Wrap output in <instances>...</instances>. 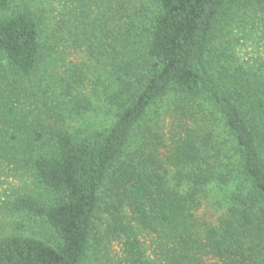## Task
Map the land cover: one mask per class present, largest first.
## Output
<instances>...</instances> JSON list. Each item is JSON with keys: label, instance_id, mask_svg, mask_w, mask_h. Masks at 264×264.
<instances>
[{"label": "trees", "instance_id": "trees-1", "mask_svg": "<svg viewBox=\"0 0 264 264\" xmlns=\"http://www.w3.org/2000/svg\"><path fill=\"white\" fill-rule=\"evenodd\" d=\"M237 1L0 0V173L46 193L4 215L53 238L0 232V264H264V61L214 44Z\"/></svg>", "mask_w": 264, "mask_h": 264}, {"label": "rangeland", "instance_id": "rangeland-1", "mask_svg": "<svg viewBox=\"0 0 264 264\" xmlns=\"http://www.w3.org/2000/svg\"><path fill=\"white\" fill-rule=\"evenodd\" d=\"M260 0H238L229 11L220 18L215 29L214 44L219 49L227 48L230 44H234V51L229 54L238 56L240 61L249 60L251 57L254 61H264V28L260 25V13H257L260 8L258 2ZM234 20V24L230 22ZM248 32L247 37L245 33ZM240 39L239 45L237 40ZM219 50L218 53H221ZM223 59V56L219 57ZM166 126L165 131L170 129V117L165 115L163 122ZM163 125V126H164ZM172 128V127H171ZM175 128V127H174ZM173 128V129H174ZM31 173H10L7 170L0 173V232H14V227L18 224L25 225L22 230L24 235H32L40 237L49 242L53 241L52 234L37 220L29 219L24 214H9L4 215L6 208L4 206L7 197H10L9 189L15 188L20 193H40L46 197V193L38 190L30 176ZM14 189V190H15ZM210 199V198H209ZM207 200L202 201L198 214L201 221L213 222L217 213L216 206Z\"/></svg>", "mask_w": 264, "mask_h": 264}]
</instances>
